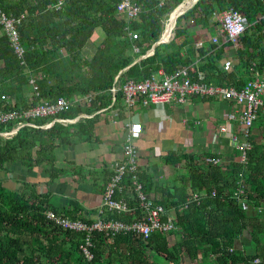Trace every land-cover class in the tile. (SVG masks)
Segmentation results:
<instances>
[{"label": "trees", "instance_id": "trees-1", "mask_svg": "<svg viewBox=\"0 0 264 264\" xmlns=\"http://www.w3.org/2000/svg\"><path fill=\"white\" fill-rule=\"evenodd\" d=\"M119 1L64 0L56 8L55 0H0L4 12L20 17L19 32L26 49V61L22 62L0 24V110L23 109L50 97L94 91L97 94L88 106L77 104L59 115L93 112L112 102L110 87L117 74L124 82L128 76L150 77L161 65L171 72L178 64L193 61L198 53L204 57L199 66L206 72L207 81L220 79L239 87L244 84L242 79H236V72L221 70L218 65L226 45L214 54L197 49L195 29L216 27L219 22L213 21L214 14L231 7L244 12L252 22L264 11L262 0H197L178 15L174 36L158 42L154 53L147 56L143 54L161 38L166 19L183 0H167L164 4L159 0H136L141 12L135 18L119 13ZM127 27L138 31L139 37L130 36ZM98 28L102 30L101 38L92 55L86 56L84 47ZM262 29L261 23L251 25L237 49L242 63L256 62L260 70L264 66ZM32 75L37 77L39 95L29 81ZM122 104L123 91L119 89L115 105ZM52 118L35 120L44 123ZM96 120L97 116L69 124L57 121L50 127L26 124L12 136L0 134V172L12 171L15 164L21 163L29 171L43 166L48 182L75 175L74 168L56 163L55 149L73 143L75 136L92 138ZM15 123L16 120L0 123V130L10 129ZM256 123L264 129L263 112ZM259 142L253 141L246 165L232 161L225 168L203 161L207 156H217L210 151L199 154L170 150L163 161L177 170V176L165 184L155 175L160 167L157 162L142 167L141 179L147 191L167 208L180 204L191 192L204 191L205 195L179 215L181 231H154L148 238L128 231L111 239L104 232L94 231L91 259L81 247L85 233L57 224L45 212L52 208L91 222L80 213L82 205L64 211L52 203V191H39L34 181L23 179L15 188L0 180V264H156L150 258L154 255L165 262L183 264L185 254L190 261L201 254L196 264H252L256 257H264V212L253 210L264 206V145ZM241 180L246 185V202L254 213L247 212L232 197ZM130 204H136L133 198ZM105 217L129 220L133 213L107 211ZM247 231L252 236V252L237 246ZM258 264H264V260Z\"/></svg>", "mask_w": 264, "mask_h": 264}, {"label": "built area", "instance_id": "built-area-1", "mask_svg": "<svg viewBox=\"0 0 264 264\" xmlns=\"http://www.w3.org/2000/svg\"><path fill=\"white\" fill-rule=\"evenodd\" d=\"M64 0H55L53 7L59 8ZM167 0H159V4H164ZM264 4V0H262ZM119 13H125L130 18L137 17L141 12V5L136 0H120L117 4ZM214 18L218 20L217 32L210 35V42L213 45H222V43H230L234 48L239 47V40L241 36L256 23H261L264 33V11L258 13L253 22H249L244 12L234 7L225 9L220 14L215 13ZM20 17L9 15L0 7V24L2 31L8 34L11 43L18 57L25 62V46L21 41L19 32ZM172 22L169 17L166 19V24ZM176 22L172 23V28ZM128 32L133 38L139 37V32L129 27ZM171 35L168 34L165 38L160 40H169ZM197 47L203 46V41L197 42ZM135 50H139V46L135 45ZM153 53V49H149L144 55ZM209 54V53H208ZM203 59L200 55L195 62L190 64H181L173 71L167 72L164 67L154 73L150 77L143 79H136L134 76H128L127 79L121 83L119 75L115 77L110 91L113 94L112 104L116 102V92L119 89L123 91L124 108L129 114L133 115L134 108L142 104H165V103H186L192 96H199L202 98L215 97L227 101L229 107L224 110V116L230 121H239L241 128L239 133L231 134V140L235 142L236 147L240 150L237 162L246 165L248 161V152L252 149V127L259 118L261 112L264 113V67L259 70L257 63L253 62L250 70L253 76L245 80L241 87L234 85H223L221 83H213L206 80V75L203 70L199 68L198 62ZM234 62L232 59H226L223 62L222 68L225 71H232ZM37 77L32 75L30 83L33 86L35 94L39 95V85ZM94 91L83 93L80 95L66 96L59 95L56 98L50 97L38 101L23 109H1L0 123L10 120H16V123L10 129L0 130V134L4 136H12L19 128L29 124L32 126L50 127L55 122H62L69 124L77 120L80 116H92L94 113L103 112L109 106L99 108L97 111L82 112L76 117L59 116L58 114L65 109L70 108L77 102L82 104H89L94 95ZM2 97L10 98L9 95L3 94ZM117 116L120 114V109L115 112ZM54 116L53 119L44 123H37L35 120L39 117ZM124 149L123 155L114 161L111 176L106 184L103 198L98 206L99 215L91 222L82 218H73L66 213H59L52 208L45 210L49 219L54 220L57 224H61L65 228L82 231L85 233L84 241L81 247L88 257H93L91 250L92 234L94 231L104 232L109 238H113L118 233L134 232L138 235H143L148 238L154 231H161V233H171L181 231L178 226V217L185 211L189 205L197 201L198 203L205 195L204 191H196L189 193L185 200L180 204H173L166 207L163 202L155 200L147 191L140 172L142 165L139 161V147L136 140L144 131L143 122L140 119H131L124 124ZM227 126H221V133H228ZM243 139L240 142V139ZM205 162L215 166L221 165L222 160L218 156H207ZM246 185L243 180L240 181L239 186L233 192L232 197L236 198L238 202L244 206L247 212H250V205L246 202ZM130 197H132L136 204H130ZM107 211H118L133 213V218L129 220L105 217ZM257 213L264 212V208H256ZM202 259V255L194 259L198 262ZM264 257H256L252 264L261 263Z\"/></svg>", "mask_w": 264, "mask_h": 264}, {"label": "crops", "instance_id": "crops-1", "mask_svg": "<svg viewBox=\"0 0 264 264\" xmlns=\"http://www.w3.org/2000/svg\"><path fill=\"white\" fill-rule=\"evenodd\" d=\"M121 14L126 15L125 13ZM213 21L218 20L213 17ZM168 26L167 24H165L164 31L165 29H167ZM175 26L172 28L171 24L170 28L168 29V34L171 35V38L174 36ZM217 26L210 30L202 29L199 27L195 29V36L197 37V41H195V46L197 49L203 48L207 54H214L219 50L220 47L226 45L225 52L223 53L222 58L218 61L220 69L224 70L222 68L224 60L229 58L232 59L234 62V67L232 71H229V73L236 72V79H242L245 82V80L253 76V72L250 70L251 65L242 63V59L240 58L237 52L238 47L234 48L230 43H222V45L218 46L211 44L209 40L210 35L211 33L215 34L217 32ZM101 32L102 30L98 28L94 32L92 39H90L85 45L84 52L86 56H91L92 53L95 51L98 45V41L101 38ZM161 41L168 40L159 39L154 42L152 46L148 48V50L153 49L154 53L155 45ZM199 41H203V46L200 48L196 45ZM200 55L202 54L198 53L191 62H195L196 58ZM143 56L147 55L143 54ZM201 61L198 62V65H200ZM179 65L181 64H178L177 66ZM160 67L164 66L161 65ZM214 82L228 86H238L236 83L221 81L220 79ZM220 101L222 102L223 100L215 97L202 98L199 96H192L187 100V102L183 106H181L180 104H172L169 102L168 105L167 103H165L166 105L140 103L138 104L140 106H151V112L155 115H151V112H149L150 109H148V111L146 112H138V116H136V118H134L135 111L133 112V115H131L124 108L123 104L116 106L115 103L112 104L111 102L110 104L106 105L109 107L103 112H97L94 113L92 116L87 117L80 116L77 120L74 121L77 122L82 118H91L97 116V120L95 122L96 127L92 138L80 139V137L76 136V139L73 143L66 145L63 144L61 146L56 147L55 149V153L57 156L56 163L59 166L74 168L76 172L75 175L61 177L60 179L48 182L49 176L48 173L43 171V166H36L33 171H29L25 165L17 163L13 166L12 171H1L0 180L3 179L2 177H6L5 179L11 180L15 183L14 186H11L15 188L20 186L21 180L23 179L34 181L37 183V188L39 191H44L47 189H50L52 191V203L58 208H61L64 211H71L75 210L78 205H82L80 213H82V215L84 216L83 218H86L88 220H94L99 215L98 206L103 198V191L105 185L107 184L111 176L113 163L115 160H117L123 155L124 133L126 132V130L124 129V124L128 120L130 121L131 119H140L143 122L144 131L141 136L136 140L139 150L141 151L140 153L143 156V164L141 163V165L142 167H145L152 161L157 162L160 167L155 172V175L157 176L158 181L162 184H165L168 180H173L177 176V170L172 165L164 164L163 157L168 154L170 150H175V152L178 153L184 151H193L199 153L198 149H201L198 142L199 138L208 137V132L206 128H203L201 130V133H192L188 128L190 121H192L191 123L196 125L210 123L213 126L214 120L217 119L220 121L221 126H227L229 129L228 133H219L217 137L214 138V146L210 150V152L216 154L218 157L221 158V165L223 166V168H225L230 162L236 161L239 157L240 150L236 147L235 142L231 140V134L235 132L239 133L241 125L239 121H230L226 119L223 111L229 107V103L227 101H223L225 103L219 104ZM77 104L82 103L77 102L73 106H76ZM218 104L223 108L224 106H226V108L220 111L217 109ZM82 105L88 106V104ZM98 109H96L95 111H97ZM119 109L120 114L119 116H117L115 112ZM82 112L89 111L81 110L77 115L69 117H76ZM157 115H162L163 117L165 116V118H159V116ZM255 123L251 131L252 144L253 141L257 139L258 141H260L259 143L264 145V129H261V127L257 126V123ZM189 140L191 141L189 142ZM242 140L243 139L241 138L240 142H242ZM192 143H194L195 146L197 145L194 148L195 150L192 148ZM189 144H191V147L188 146ZM201 145H204L203 142ZM204 152L207 151H203L201 153ZM203 161L205 162V160ZM205 163L209 164L207 162ZM131 198L132 197H130V200ZM260 207L264 208V206H259V208ZM256 208L257 206L255 207V209L253 208V210L256 211ZM250 209L252 210V206L250 207ZM253 210L251 211L252 213H254ZM237 246L241 249H245L246 252H252L254 250V245L250 232L247 231L240 236L237 242ZM192 261L194 262L193 264L197 263L194 260Z\"/></svg>", "mask_w": 264, "mask_h": 264}, {"label": "rangeland", "instance_id": "rangeland-1", "mask_svg": "<svg viewBox=\"0 0 264 264\" xmlns=\"http://www.w3.org/2000/svg\"><path fill=\"white\" fill-rule=\"evenodd\" d=\"M212 32V31H211ZM121 81V83L123 82L122 80H120ZM54 98H56V97H54ZM221 103H225V102H219V104H221ZM169 103H167V105H168ZM177 104H180L181 106H183L184 105V103H177ZM219 104H218V107H217V109L218 110H220V111H222L224 108H226V106H224V108L223 107H221V106H219ZM124 105V104H123ZM166 105V104H165ZM151 108V106H140V105H138V106H136L135 108H134V111H135V114H134V118H136V116H138L137 114H138V112H146V111H148V109H150ZM149 112H151V109L149 110ZM224 112V111H223ZM151 115H155V114H152V112H151ZM157 116H159V118H165V116L163 117L162 115H157ZM192 121H190L189 122V126H188V128H189V130L193 133H196V134H198V133H201V130L203 129V128H206V130H207V132H208V137H201V138H199V145H200V148L201 149H198V152L199 153H201V152H203V151H210L212 148H213V142H214V138H216L217 137V135L219 134V133H221L220 132V127H221V123H220V121L219 120H214V125L212 126V124H210V123H203V124H193V123H191ZM72 126H74V125H72ZM209 128V129H208ZM74 139H76V136L74 137ZM192 140V139H191ZM191 140H189V142L191 141ZM197 142V141H196ZM202 142H203V144L204 145H201L202 144ZM192 148L194 149L196 146L194 145V143H192ZM61 146V145H60ZM189 147H191V144H189L188 145ZM187 150V149H186ZM195 150V149H194ZM141 151L139 150V153H140ZM142 159H143V156L141 155V153H140V155H139V161H140V163H142ZM143 164V163H142ZM3 179H1L2 181L1 182H3V184L5 183V184H7L8 186H14V182H12L11 180H7V179H5L6 177H2ZM176 236L174 235V238H175ZM176 239V238H175ZM176 241V240H175ZM175 241H173V242H175ZM151 258V261L152 262H154V263H156V264H169V262H165L164 261V259H162L161 257H158L157 255H154L153 257L151 256L150 257ZM184 260H183V264H193L194 262L192 261H190V259L189 258H187L186 257V254L184 255V258H183Z\"/></svg>", "mask_w": 264, "mask_h": 264}, {"label": "water", "instance_id": "water-1", "mask_svg": "<svg viewBox=\"0 0 264 264\" xmlns=\"http://www.w3.org/2000/svg\"><path fill=\"white\" fill-rule=\"evenodd\" d=\"M184 1H185V0H183L180 4H178V5L176 6V8L174 9V11L171 13V15H170L171 21H172L173 13H174L175 11H178V12H177V15H176L175 18H174V22L177 21V17H178V15L182 14V13L185 12L188 8H190L191 6H193V4H194L197 0H194L193 3L189 4L186 8H180V7H182V4L184 3ZM170 26H171V25H170ZM168 29H169V27H167V29H165V31L163 32L162 37H161L160 39L165 38V36H166V35L168 34V32H169Z\"/></svg>", "mask_w": 264, "mask_h": 264}, {"label": "bare ground", "instance_id": "bare-ground-1", "mask_svg": "<svg viewBox=\"0 0 264 264\" xmlns=\"http://www.w3.org/2000/svg\"><path fill=\"white\" fill-rule=\"evenodd\" d=\"M193 1H194V0H188V1L185 0L184 3L182 4V7H180V8H186L189 4L193 3ZM177 12H178V11H175V12L173 13L172 22H168V25H169L168 27H169V28H170V25L174 22V18H175V16L177 15ZM167 35H168V34H167ZM167 35H166V36H167Z\"/></svg>", "mask_w": 264, "mask_h": 264}]
</instances>
